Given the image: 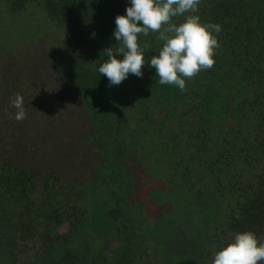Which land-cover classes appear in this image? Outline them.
Returning <instances> with one entry per match:
<instances>
[{
    "label": "trees",
    "instance_id": "1",
    "mask_svg": "<svg viewBox=\"0 0 264 264\" xmlns=\"http://www.w3.org/2000/svg\"><path fill=\"white\" fill-rule=\"evenodd\" d=\"M5 1L10 11L36 1L60 29L66 54L93 61L119 46L115 18L126 15L131 4ZM198 8L202 22L222 29L214 67L186 80V91L172 86L171 102L150 69L148 80L133 75L110 88L105 121L96 117L101 104L92 105L84 139L104 157L96 158L92 183L64 181L53 159L47 167L32 166L0 148V216L22 242L36 238L58 248L61 258L70 253L81 260L83 255L73 250L85 231L75 229L82 218L72 216L74 198L90 189L108 193L124 185L133 187L136 198L130 201L119 189L111 202L113 219L126 230L118 264H212L214 253L237 232L250 230L264 240V0H201ZM182 20L174 18L177 24ZM141 39L150 44L148 51L159 52L156 35ZM136 102L139 107L130 109ZM142 128L154 136L134 143L130 130ZM129 159L139 167L136 177L125 167ZM64 220L75 227L76 242L70 234L53 233ZM58 237L67 243L55 245Z\"/></svg>",
    "mask_w": 264,
    "mask_h": 264
},
{
    "label": "rangeland",
    "instance_id": "2",
    "mask_svg": "<svg viewBox=\"0 0 264 264\" xmlns=\"http://www.w3.org/2000/svg\"><path fill=\"white\" fill-rule=\"evenodd\" d=\"M140 43L147 45L141 36ZM157 45L160 50L163 42L157 39ZM149 47L150 44L145 52L148 55L146 61L153 54H159L151 49L148 51ZM66 50L60 29L53 26L36 1L10 11L6 1L0 0V148L7 147L21 161L32 166L47 167L49 160L53 159L64 181L82 186L92 183L95 176L93 166L97 160L104 158L101 151L98 153V147L85 143L89 116L93 118L89 103L101 101V115L100 118L96 117L105 121L106 97L115 85L109 86L106 77L100 81L102 75L98 68L107 56L93 61L92 56L86 59L69 56ZM150 69L155 70L146 62L142 68V78H150ZM133 77V74H129L123 82L127 83ZM155 81L159 83L157 77ZM99 83L104 84L105 88L97 89ZM162 88L166 90L164 99L169 102L174 100L170 99V91L175 90L172 85H162ZM17 94L24 97L27 110V118L23 121L13 118L16 109L10 105V100ZM134 107H139L137 102L130 109ZM130 133L134 143L145 139L148 134L154 136L145 129L139 132L130 130ZM86 155L89 161H85ZM125 165L130 168L131 176L136 177L139 169L136 162L129 159ZM105 184L111 185V181ZM119 189L125 192L123 195L130 201L136 198L133 187L126 188L124 185L123 188H116ZM116 190L108 193L95 190L92 194L90 189L74 198L76 202L72 216L82 218L79 226L74 228L85 231L79 234L85 239L78 242L79 247L73 250L83 255L81 260L72 258L70 253L67 258H61L58 248L40 247L41 243L36 238L22 242L16 228L0 216V264H116L126 232L120 220L113 219L111 215V202L118 198ZM117 214L122 215V212L118 211ZM74 228L64 220L53 233L70 234L76 242L78 236ZM60 241L63 240L58 237L56 245L59 247ZM96 252L101 254L96 256Z\"/></svg>",
    "mask_w": 264,
    "mask_h": 264
},
{
    "label": "clouds",
    "instance_id": "3",
    "mask_svg": "<svg viewBox=\"0 0 264 264\" xmlns=\"http://www.w3.org/2000/svg\"><path fill=\"white\" fill-rule=\"evenodd\" d=\"M201 0H131L126 15L115 18L114 37L119 46L107 48V59L98 71L109 86L120 85L129 74L143 77L145 63L155 69L161 85H172L186 91V80L215 65L216 50L220 47L218 23H204L198 13ZM183 17L179 24L174 18ZM158 33L163 42L158 55L146 61L148 45L140 43V36ZM123 54V59H118ZM16 109L14 119L27 118L24 97L17 94L10 100ZM212 264H264V240L253 231L237 232L214 253Z\"/></svg>",
    "mask_w": 264,
    "mask_h": 264
},
{
    "label": "flooded vegetation",
    "instance_id": "4",
    "mask_svg": "<svg viewBox=\"0 0 264 264\" xmlns=\"http://www.w3.org/2000/svg\"><path fill=\"white\" fill-rule=\"evenodd\" d=\"M97 58H98V57H97ZM90 63H91V61H90ZM90 70H91V69H90ZM91 71L94 72L93 70H91ZM100 78H101L100 81H103V80L105 79V76L102 75ZM115 87H117V86H115ZM98 88H105V85H104V84L100 85V83H99V86L97 87V89H98ZM95 89H96V88H95ZM95 89H94V90H95ZM32 96H33V95H32ZM93 96H94V91H93ZM96 102H97V101H92V102L89 103V105H90V109H92L91 106L94 105ZM100 102H101V101H100ZM100 102L98 101V103H100ZM84 105H85L86 108H89L85 103H84ZM90 109H89V110H90ZM124 110H125V109H124ZM127 111L129 112V110H127ZM130 111H131V110H130ZM128 126L132 127L133 125H128ZM89 127H90V121H89V124H88V128H89ZM28 239H29V238H27V240H28ZM27 240H26V241H27ZM36 240H38V239H36ZM38 241H40V240H38ZM40 243H41V244L39 245L40 247H45V248L47 249V245H45L42 241H40ZM54 244L56 245V243H54ZM63 244H64V241L61 242V246H62ZM40 247H39V248H40ZM52 247H53V246H52ZM52 247H49V248L52 249ZM41 252H42V251H41ZM42 254H44V253H42ZM116 259L118 260V262L120 261L119 256H118ZM117 260H115V263H116V264H118ZM113 261H114V260H113Z\"/></svg>",
    "mask_w": 264,
    "mask_h": 264
}]
</instances>
